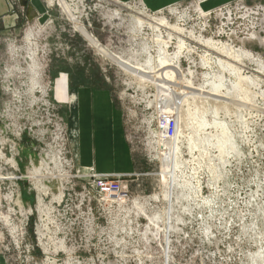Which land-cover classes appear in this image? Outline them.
I'll list each match as a JSON object with an SVG mask.
<instances>
[{"label":"rangeland","instance_id":"rangeland-1","mask_svg":"<svg viewBox=\"0 0 264 264\" xmlns=\"http://www.w3.org/2000/svg\"><path fill=\"white\" fill-rule=\"evenodd\" d=\"M65 1L79 25L117 61L113 63L103 51L83 39L62 12L58 0H39L43 15L29 20L16 34L0 31V176L8 178L0 190V206L4 205L0 220L7 225L8 219H13L14 225L9 229L18 234L24 229L23 219L36 193L31 181H38L44 155L49 153L48 160L57 155L55 117L63 120L68 140L67 93L86 85L111 92L116 107L122 111L124 135L133 159L153 164L157 191L153 185L149 193L135 194L130 186L141 187L139 174L122 175L128 190L137 196H169L167 179L160 175L165 165L160 159L162 149L157 155L151 141L155 118L158 114L163 116L159 95L167 92L165 100L170 104L174 90L167 81H163L167 82L164 89L141 79L144 72L155 81L160 78L157 50L158 43L164 41L167 53L180 51L184 70L181 75L176 73V79L184 81L176 90L183 92L181 102L190 103L188 107L183 104L185 113H195L193 96L208 100L205 118L224 122L235 148L222 154L217 143L211 142L210 132L206 134V128L201 132V151L190 154L183 138L178 140L183 162L178 179L185 187L171 189L175 199L173 232L166 233L164 227L147 232L144 239L151 242L139 248L136 233L126 235L125 247L114 253L113 246H102L97 257L111 253L112 264H264V0H232L209 10L203 9L199 0H184L156 12L146 9L140 0ZM137 18L145 23L143 27ZM147 21L155 22L150 26ZM145 48L149 50L146 53L142 51ZM226 49L228 55L236 53L240 58L243 66L238 64L242 67L239 77L229 76L219 65L230 59L223 53H227ZM118 59L122 65H117ZM148 59L152 65L147 64ZM15 66L19 71H10ZM127 66L133 67L134 72H129ZM189 67V73H185ZM250 77L255 82L247 81ZM222 78L226 83L227 78L238 81L237 87L226 84L232 88L228 92L231 95L212 93L213 89L206 85ZM63 80L64 98L59 99L57 83ZM220 90L226 94L225 89ZM225 104L230 105L228 110ZM201 110L197 116H202ZM158 143L161 146L160 140ZM152 156L159 162H150ZM91 170L94 171L92 167L77 169L83 174ZM13 177L30 181H12ZM56 187L54 195L59 190ZM183 189L189 198L180 195L185 192ZM9 193L14 196L10 208L19 215L14 216L5 204L4 197ZM161 204L165 211L166 202ZM31 232L28 230L25 240H29Z\"/></svg>","mask_w":264,"mask_h":264},{"label":"built area","instance_id":"built-area-1","mask_svg":"<svg viewBox=\"0 0 264 264\" xmlns=\"http://www.w3.org/2000/svg\"><path fill=\"white\" fill-rule=\"evenodd\" d=\"M8 3L10 10L13 11L19 0H8ZM151 23L154 25V22ZM160 34L159 37H162V33ZM167 34L165 31V35ZM158 46V57H165L170 63L167 67H162L159 63L158 71L171 69L181 75V70L184 69L180 51L167 53L161 41ZM199 46L202 47V44ZM142 51L146 53L149 50L145 48ZM190 68L185 73H189ZM10 71L17 72L19 68L15 66ZM55 121V136L59 143L57 155L50 160L49 153L44 155L46 157L45 160L42 158L39 180L31 181L37 194L35 193L34 203L28 215L23 219L24 229L18 234L9 229L14 225L13 219H8L7 225L0 220V229L5 236L2 246L10 264H112L111 253L97 257L102 246H113L114 253H117V249L125 247L123 237L126 235L136 233L139 248L140 245L144 246L151 242L144 239L147 232H157L161 227L165 228L166 233L173 232L175 199L171 190L169 196L165 197L162 194L161 199L157 197L159 193L137 196L128 190L122 175H101L93 170L88 174L78 172L69 155L63 120L55 117ZM177 127L174 117L157 115L151 141L157 155L162 149L159 140L173 141ZM149 161L158 159L152 156ZM7 179L0 176V190ZM10 179L30 181L29 178L23 177ZM56 186H59V190L57 195H54L52 191L57 188ZM38 188L41 190L38 191ZM9 194L5 195L4 201L8 210L13 211L15 216L18 212L10 208L14 196L13 193ZM162 202H166L165 211L161 210ZM3 206L1 204L0 208ZM31 223L33 231L31 236L29 235V240H25ZM168 235H165V241ZM174 260L175 258L172 263Z\"/></svg>","mask_w":264,"mask_h":264},{"label":"crops","instance_id":"crops-1","mask_svg":"<svg viewBox=\"0 0 264 264\" xmlns=\"http://www.w3.org/2000/svg\"><path fill=\"white\" fill-rule=\"evenodd\" d=\"M119 1L128 3L133 0ZM182 1L184 0H140L151 12L164 10ZM199 1L203 9L209 10L232 0ZM43 9L39 0H20L11 11L8 0H0V31L16 34L19 28L28 25L29 20L43 15ZM56 93L59 99L64 98V80L57 83ZM66 99L68 145L75 168L83 170L92 167L96 173L108 175L139 174L141 187L130 186L135 194L149 193L153 185L154 191H157L158 178L152 176L155 173L153 164L139 162L132 157L124 135L122 111L116 107L111 92L94 89L89 85L79 86L69 90ZM26 196L24 194L22 197ZM4 237L0 229V264H10L2 246Z\"/></svg>","mask_w":264,"mask_h":264},{"label":"bare ground","instance_id":"bare-ground-1","mask_svg":"<svg viewBox=\"0 0 264 264\" xmlns=\"http://www.w3.org/2000/svg\"><path fill=\"white\" fill-rule=\"evenodd\" d=\"M58 3H59L60 8L62 9V12L65 14L67 19L75 25L74 28L80 33V35L84 38V40H86L93 48H96L101 52L103 51L104 52L103 55H105L108 59L113 60V63H114V61H117L115 56L113 57L109 52H107L106 50L101 48L102 45L98 43V41L85 29L84 26L79 25L80 24L79 20H77V18L74 16V14H72V9L70 8V5H68L65 0H58ZM136 20L138 22V25L144 24L140 18H137ZM147 23L151 24V22H148V21H147ZM161 24H163V23H161ZM157 38H159V37H157ZM168 39H170V37ZM157 42H159V41H157ZM167 42H168V40H167ZM178 42H180V41H178ZM179 49H180V47H179ZM226 52H227V49H226ZM223 53L226 57H228L230 59H225V60H222L223 62L222 61L219 62L221 69L223 71H226V73L229 76L239 77V74H240V71L242 68L240 66L238 67V64L242 65L239 62L240 58L235 55L236 54L235 52H234L235 54H232L230 52L232 55L230 53L228 55V52L225 53V51ZM244 56H245V54L243 55V57ZM162 58H164V57H160L161 66L162 67L169 66L168 61L164 60V62H163ZM246 59H247V57H246ZM118 61H119V63L117 62V65H122L123 61L119 60V59H118ZM152 63H153L152 60L148 59L147 64L152 65ZM204 63L206 65H209V62H207V61H205ZM263 66L264 65H262V67ZM126 69H128L129 72H131V73L134 72V70L131 69L129 66H127ZM31 70H33V69H31ZM155 72H157V71H155ZM138 75H140V72L138 73ZM143 75H147V77H144ZM143 75H142L141 79H145V82H147L146 84H152V85H156L158 87L164 88L165 84L168 82V83H170L169 84L170 86H168V87H170V88L172 87V89L175 91V92L174 91L172 92L173 93V96H172L173 102L170 101L171 102L170 104H168V102L165 100V98L167 97V94H166L167 92H165V91L163 94L159 95V100H158L159 104H160L159 106L161 107L162 112H163L162 113L163 116L174 117L177 121V124H178L176 137L173 141L166 142V141L160 140L161 147H162L160 159H161V163L163 162V164H165V165H162L163 169H162V172L160 173V175L162 177H164V179H167V184H168L167 190H171L173 186L175 188H178V187L184 188L185 185L183 183L179 182V179H178L179 178L178 173L181 172L180 168L183 167V162L181 161V159L179 157V155H180L179 153L181 151V148L176 145L178 140L180 141L183 138V145H186V148L188 149L190 154H192L194 151H198V150L201 151V150H203V147H204L203 144H201V142H200L201 141V132L203 131L204 128H206L205 129L206 134H208L210 132L209 136L212 137V139H210V137H209L211 142L212 143L216 142L217 146L220 147L219 151H221V153L224 154L227 151L228 152L233 151V149L235 148V147H233L234 142L232 141V133L229 132V129H227L228 127L224 122L218 123L217 121H210L209 119L207 120L205 118V114L207 112L206 103L208 102V100H198V97L193 96L194 98H193L192 104L195 107V113H194V111L185 113L186 109H185V106L183 104H185L188 107V106H190V103L188 101H184V102L180 101V98L183 97V94H181L183 92L180 93V91H182V90H178L180 88L177 87V86H179L180 83L183 84L182 81H184V80L183 79L182 80L176 79V72H173V70H171V69L170 70H168V69L167 70L166 69L161 70V73L159 75L160 78L157 79L156 78L157 76L154 77V78H156V81H155V79H151L148 76L149 74L146 72H144ZM241 80H243V78H241ZM163 81H167V82H163ZM247 81H249L250 83L255 82L254 78H251V77L247 78ZM142 82H144V80ZM141 83H140V86L142 85ZM227 83H229L231 85V87H237V85H238V81L232 80L231 78H227ZM227 83L225 82V79L222 78L221 80L212 81L210 84L207 83L206 85H209V87L213 89L212 93H216L215 91H217V93L219 95L222 94L223 96H225V95H231V94H228V92L232 89V88L226 87ZM244 83H248V82L245 81ZM176 88H178V89L176 90ZM222 88L226 90V94L220 93V91H221L220 89H222ZM176 91L179 92L180 94H178V93L176 94ZM183 91H185V90H183ZM216 103L220 104L217 101H216ZM224 107H225V109L228 110L230 108V105L225 104ZM199 109H203L200 111L202 116L196 115ZM211 132L212 133L215 132V133L211 134ZM184 166H185V164H184ZM87 169H91V168L88 167ZM38 180H39V178H38ZM187 181H189V180L187 179ZM191 182H192V180H191ZM186 185H187V189H188L189 183ZM189 190H190V188H189ZM183 191H185V192H183L180 195H182V197L188 196V194H189L188 191L186 192V190H184V189H183Z\"/></svg>","mask_w":264,"mask_h":264},{"label":"trees","instance_id":"trees-1","mask_svg":"<svg viewBox=\"0 0 264 264\" xmlns=\"http://www.w3.org/2000/svg\"><path fill=\"white\" fill-rule=\"evenodd\" d=\"M24 195V194H23ZM31 202H33V198L30 199ZM31 226H32V223L30 224V227H29V232H31ZM32 233V232H31Z\"/></svg>","mask_w":264,"mask_h":264}]
</instances>
